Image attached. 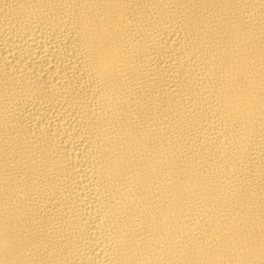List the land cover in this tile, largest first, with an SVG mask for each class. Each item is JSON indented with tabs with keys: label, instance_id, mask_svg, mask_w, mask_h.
<instances>
[{
	"label": "bare ground",
	"instance_id": "bare-ground-1",
	"mask_svg": "<svg viewBox=\"0 0 264 264\" xmlns=\"http://www.w3.org/2000/svg\"><path fill=\"white\" fill-rule=\"evenodd\" d=\"M0 264H264V0H0Z\"/></svg>",
	"mask_w": 264,
	"mask_h": 264
}]
</instances>
